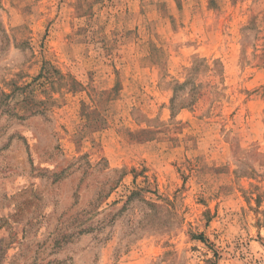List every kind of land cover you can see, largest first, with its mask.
<instances>
[{
  "label": "rangeland",
  "instance_id": "374dc122",
  "mask_svg": "<svg viewBox=\"0 0 264 264\" xmlns=\"http://www.w3.org/2000/svg\"><path fill=\"white\" fill-rule=\"evenodd\" d=\"M0 264H264V0H0Z\"/></svg>",
  "mask_w": 264,
  "mask_h": 264
}]
</instances>
